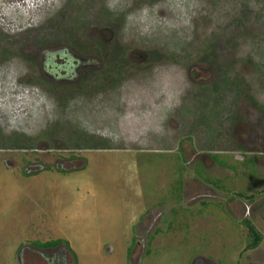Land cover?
<instances>
[{
    "label": "rangeland",
    "instance_id": "obj_1",
    "mask_svg": "<svg viewBox=\"0 0 264 264\" xmlns=\"http://www.w3.org/2000/svg\"><path fill=\"white\" fill-rule=\"evenodd\" d=\"M63 50L75 72L46 71ZM59 240L69 264H264V0H0V264Z\"/></svg>",
    "mask_w": 264,
    "mask_h": 264
},
{
    "label": "trees",
    "instance_id": "obj_2",
    "mask_svg": "<svg viewBox=\"0 0 264 264\" xmlns=\"http://www.w3.org/2000/svg\"><path fill=\"white\" fill-rule=\"evenodd\" d=\"M66 57H69V58H68L67 61H64V59ZM46 61H47V63H46L47 67L46 68L48 69V70L46 69V71H49L53 75H58L60 73V71H64V72H66V74L71 73V72L72 73L75 72L74 71L75 67L73 65L75 60L71 57V55L68 54L67 51L63 50V51H57V52H48L47 55H46ZM59 62H63V64L59 65ZM227 84L229 85V87L233 86L232 83H227ZM46 86H48V85L46 84ZM217 92L220 93L221 90L218 89ZM217 106H219V104ZM222 111L223 110L219 109V110H215L214 113L218 112L219 114H221ZM228 114H230L229 119L232 118L231 120L234 121L235 117H236L235 116V112H233L232 110H229ZM69 147L72 148V145L69 144ZM73 147H74V145H73ZM205 182L210 183L211 181L208 179V180H205ZM243 226L248 231V236H247L248 241H247V244H246V251L256 250L257 248H259V246L261 245V243L263 241V235L256 229V227L249 220L248 221L247 220L244 221L243 222ZM60 242H62V241H60V240L56 241V242H54L52 244L47 245V247L58 245Z\"/></svg>",
    "mask_w": 264,
    "mask_h": 264
},
{
    "label": "flooded vegetation",
    "instance_id": "obj_3",
    "mask_svg": "<svg viewBox=\"0 0 264 264\" xmlns=\"http://www.w3.org/2000/svg\"><path fill=\"white\" fill-rule=\"evenodd\" d=\"M73 58V57H72ZM74 59V58H73ZM75 61H77L76 59H75ZM46 63H47V61H46V59H45V65H46ZM77 63L79 64L80 62H78L77 61ZM47 67V66H46ZM72 162V161H71ZM36 165V164H35ZM34 164H32V165H29V166H31V167H37V166H35ZM58 165H61V162L60 163H56L53 167H45V166H41V167H43V168H41V170H39V171H42L43 170V173L44 172H46V170L47 171H49V169L50 168H52V172H58V171H61V172H63V170H64V168L63 169H60L59 168V166ZM28 166V167H29ZM51 170V169H50ZM33 173V172H32ZM54 242H56V241H51V242H49V243H44V244H38V246H36V245H33L32 246V248H31V246H30V248L29 249H32V250H40V249H38V248H42V249H44L43 250V256L45 257V258H49L50 260H51V262L53 263V264H69V263H67V261H66V258H65V256L63 255V252L61 251V250H57L56 248H58V246L59 245H61L62 244V242H60L58 245H54V246H49V247H47V245H49V244H52V243H54ZM42 251V250H41ZM49 251H51V255H48L47 254V252H49ZM76 259V258H75Z\"/></svg>",
    "mask_w": 264,
    "mask_h": 264
},
{
    "label": "crops",
    "instance_id": "obj_4",
    "mask_svg": "<svg viewBox=\"0 0 264 264\" xmlns=\"http://www.w3.org/2000/svg\"><path fill=\"white\" fill-rule=\"evenodd\" d=\"M223 90V89H222ZM222 100V99H221ZM221 100H220V103H221V110H223L225 113H226V116H227V120H228V124H227V127H230V125H232L233 126V123H234V121L233 120H231V119H229V117H230V114H228L229 113V110H232V108H233V105L231 106V107H225L224 105L225 104H223L222 102H221ZM222 111V112H223ZM226 111H228V112H226ZM221 112V113H222ZM237 113V112H236ZM236 116V115H235ZM236 119V118H235ZM227 120L226 121H224V122H227ZM221 122H223L222 120L221 121H219V125H220V123ZM221 134H224V135H226L227 136V138H230L231 139V137L233 136V133L232 132H230L229 130L227 131V130H225V131H223V132H220V131H218V135H221ZM218 188H222V187H218Z\"/></svg>",
    "mask_w": 264,
    "mask_h": 264
}]
</instances>
